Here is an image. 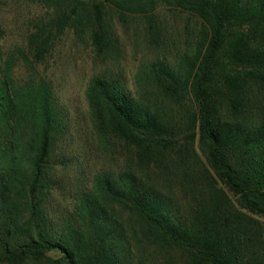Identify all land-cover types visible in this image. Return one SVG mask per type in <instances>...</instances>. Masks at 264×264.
Masks as SVG:
<instances>
[{"label": "trees", "instance_id": "16d2710c", "mask_svg": "<svg viewBox=\"0 0 264 264\" xmlns=\"http://www.w3.org/2000/svg\"><path fill=\"white\" fill-rule=\"evenodd\" d=\"M31 1L43 13L19 52L0 23V264H264V0ZM162 7L187 14L178 46ZM132 15L168 53L133 87L105 70L84 91L122 165L60 178L71 118L46 62L65 32L114 55L113 19Z\"/></svg>", "mask_w": 264, "mask_h": 264}, {"label": "rangeland", "instance_id": "374dc122", "mask_svg": "<svg viewBox=\"0 0 264 264\" xmlns=\"http://www.w3.org/2000/svg\"><path fill=\"white\" fill-rule=\"evenodd\" d=\"M163 23L171 32L172 47L178 46L183 38V26L187 14L162 7L159 9ZM43 13L39 5L31 0H0V23L5 31L1 39L3 52H19L26 44V35L34 20ZM118 35V49L114 55L103 59L89 43H80L71 32H65L51 57L47 60V77L56 91L58 101L67 110L73 140L68 146L75 158L68 169H58L60 178L75 179L80 163L83 176L104 165L119 167L123 155L118 151H108L100 146L93 132L85 98L88 79L102 71H112L123 76L129 87L135 84L134 75L138 65L146 59L166 54L148 45L144 38L143 22L139 16L132 15L126 21L113 19ZM60 197L54 195V202ZM264 223V218H261Z\"/></svg>", "mask_w": 264, "mask_h": 264}]
</instances>
